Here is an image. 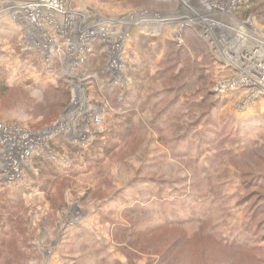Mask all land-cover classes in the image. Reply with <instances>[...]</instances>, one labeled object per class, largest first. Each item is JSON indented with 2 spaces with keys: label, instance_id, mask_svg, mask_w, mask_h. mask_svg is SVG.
Instances as JSON below:
<instances>
[{
  "label": "rangeland",
  "instance_id": "374dc122",
  "mask_svg": "<svg viewBox=\"0 0 264 264\" xmlns=\"http://www.w3.org/2000/svg\"><path fill=\"white\" fill-rule=\"evenodd\" d=\"M210 1L73 0L116 24L66 72L0 0V123L47 133L0 264H264V0Z\"/></svg>",
  "mask_w": 264,
  "mask_h": 264
},
{
  "label": "built area",
  "instance_id": "2783aa9c",
  "mask_svg": "<svg viewBox=\"0 0 264 264\" xmlns=\"http://www.w3.org/2000/svg\"><path fill=\"white\" fill-rule=\"evenodd\" d=\"M201 1L208 4L206 7L212 3L210 0ZM236 1L231 0L230 3L235 4ZM9 10L15 19L26 23L29 44L40 50L47 61L57 57L63 59L66 72L82 67L96 46L106 44L111 36L109 31L116 24L113 19L73 9V0H12ZM56 33H60V38L64 40V50L54 40ZM259 71L262 69L259 68ZM75 92L78 94V89ZM46 134V131L33 133L0 123V180L11 184L22 181L24 166L38 152Z\"/></svg>",
  "mask_w": 264,
  "mask_h": 264
},
{
  "label": "trees",
  "instance_id": "16d2710c",
  "mask_svg": "<svg viewBox=\"0 0 264 264\" xmlns=\"http://www.w3.org/2000/svg\"><path fill=\"white\" fill-rule=\"evenodd\" d=\"M254 126L257 127V128H255L256 130L263 131L264 130V128H263V126H264L263 120L261 118L260 119L256 118L255 121H254ZM243 128H246V129L243 130ZM238 130L239 131H245V130L248 131L249 128L246 125H243L242 127L238 126ZM35 162L37 163V166L45 164L47 166V168L49 167L48 171L52 170V172H55V168H53L52 164L50 162H48L46 159L45 160L44 159H37ZM55 174H56V172H55ZM18 197H20V196H18Z\"/></svg>",
  "mask_w": 264,
  "mask_h": 264
}]
</instances>
